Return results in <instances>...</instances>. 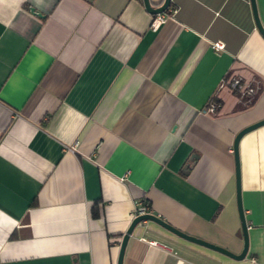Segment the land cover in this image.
Here are the masks:
<instances>
[{
  "label": "crops",
  "instance_id": "0c3cea01",
  "mask_svg": "<svg viewBox=\"0 0 264 264\" xmlns=\"http://www.w3.org/2000/svg\"><path fill=\"white\" fill-rule=\"evenodd\" d=\"M164 13L153 28L143 0H0V264H117L139 202L242 252L234 140L264 119V36L251 0ZM239 150L245 259L144 221L124 264H264V125Z\"/></svg>",
  "mask_w": 264,
  "mask_h": 264
},
{
  "label": "water",
  "instance_id": "95a60500",
  "mask_svg": "<svg viewBox=\"0 0 264 264\" xmlns=\"http://www.w3.org/2000/svg\"><path fill=\"white\" fill-rule=\"evenodd\" d=\"M146 10L152 14V15H158L160 13H164L169 9L171 6L172 0H164V2L159 6L155 7L150 0H143ZM251 6L252 11L254 15V20L256 27L261 32V34L264 36V27L259 19L258 11H257V5L255 0H251ZM264 125V119L260 120L254 124H251L245 128H243L235 137L234 140V156H235V170H236V196H237V206H238V212L241 220V226L243 231V240H244V246L243 250L240 254H235L231 252L230 250L218 246L216 244H213L211 242L205 241L203 239L197 238L195 236H191L176 227L172 226L170 223L165 221L163 218L159 217L158 215H155L153 213L143 214L136 218H134L127 229L126 233L124 234L121 242L119 257H118V263L117 264H124V258H125V252L128 245V242L130 240V237L132 236L134 230L136 227L141 224L144 221H152L160 225L161 227L165 228L166 230L172 232L173 234L184 238L188 241L194 242L196 244L202 245L204 247H207L209 249L215 250L217 252H220L230 258H233L235 260H243L246 258L249 252V225L246 219L245 210L243 207L242 202V190H241V162H240V141L241 139L249 132L261 127Z\"/></svg>",
  "mask_w": 264,
  "mask_h": 264
},
{
  "label": "built area",
  "instance_id": "2783aa9c",
  "mask_svg": "<svg viewBox=\"0 0 264 264\" xmlns=\"http://www.w3.org/2000/svg\"><path fill=\"white\" fill-rule=\"evenodd\" d=\"M172 12H175L173 10ZM167 19V15L165 13H160L155 16L154 20L152 21V27L158 28L161 24L165 23ZM212 47L216 51L224 50V44L222 42H215L212 44ZM228 87L232 92H234L239 101H244L245 103H252L253 99L257 94V86L252 81L243 80L239 77H232L230 79H224L221 83V88ZM219 104L216 101L210 103L207 112L213 114ZM151 213L150 206L146 203L139 202L137 203V207L133 214V219L143 215Z\"/></svg>",
  "mask_w": 264,
  "mask_h": 264
},
{
  "label": "trees",
  "instance_id": "16d2710c",
  "mask_svg": "<svg viewBox=\"0 0 264 264\" xmlns=\"http://www.w3.org/2000/svg\"><path fill=\"white\" fill-rule=\"evenodd\" d=\"M213 101H214V100H213ZM255 101H256V98H254V99H253V101H252L251 105H252V104H253Z\"/></svg>",
  "mask_w": 264,
  "mask_h": 264
},
{
  "label": "rangeland",
  "instance_id": "374dc122",
  "mask_svg": "<svg viewBox=\"0 0 264 264\" xmlns=\"http://www.w3.org/2000/svg\"><path fill=\"white\" fill-rule=\"evenodd\" d=\"M238 210V209H237ZM238 216H239V212H238ZM239 220H240V216H239ZM241 221V220H240ZM241 223V222H240Z\"/></svg>",
  "mask_w": 264,
  "mask_h": 264
}]
</instances>
